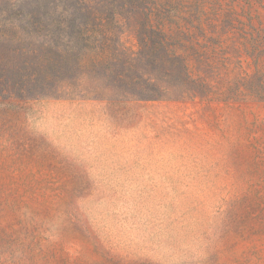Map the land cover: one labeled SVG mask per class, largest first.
Listing matches in <instances>:
<instances>
[{"label": "rangeland", "instance_id": "obj_1", "mask_svg": "<svg viewBox=\"0 0 264 264\" xmlns=\"http://www.w3.org/2000/svg\"><path fill=\"white\" fill-rule=\"evenodd\" d=\"M131 2L0 0V264H264V101L129 93ZM204 33L234 88L235 17Z\"/></svg>", "mask_w": 264, "mask_h": 264}, {"label": "trees", "instance_id": "obj_2", "mask_svg": "<svg viewBox=\"0 0 264 264\" xmlns=\"http://www.w3.org/2000/svg\"><path fill=\"white\" fill-rule=\"evenodd\" d=\"M205 3L206 0H132L130 10L141 12L144 22L139 36L141 51L129 62H146L151 74L120 75L129 93L148 100L163 98L172 91L191 99L253 97L264 101V0H235V10L224 13L204 8ZM226 16L235 17L234 88H223L221 75L204 74L198 68L218 62L216 49H208L210 38L204 26Z\"/></svg>", "mask_w": 264, "mask_h": 264}]
</instances>
